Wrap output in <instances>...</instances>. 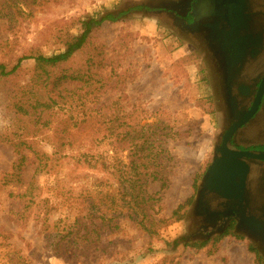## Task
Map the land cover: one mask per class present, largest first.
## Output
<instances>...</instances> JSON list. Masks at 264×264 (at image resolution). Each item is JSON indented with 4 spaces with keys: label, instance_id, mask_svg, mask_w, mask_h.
Returning a JSON list of instances; mask_svg holds the SVG:
<instances>
[{
    "label": "rangeland",
    "instance_id": "obj_1",
    "mask_svg": "<svg viewBox=\"0 0 264 264\" xmlns=\"http://www.w3.org/2000/svg\"><path fill=\"white\" fill-rule=\"evenodd\" d=\"M254 1L257 9L264 10V0ZM149 2L19 0L10 7L0 0V63L8 66L23 56L63 52L84 31L88 18L117 16L95 27L84 48L63 64L65 73L85 65L89 58L107 64L101 72L111 87L98 92L97 106L121 98L112 109L125 105L129 111L136 105L141 118L157 112L173 128L165 144L172 159H166L160 168V174L168 177L167 188L161 189V180L150 179L147 191L155 199L142 203L137 215L129 205L118 202L117 181L112 176L118 164L113 151L104 153V146L101 155L88 159L96 163L91 168L79 155L91 139L76 137L64 141L70 145L57 158L53 155L54 128L63 114L77 108L80 88L64 97L58 91L56 95L45 92L52 91L51 87H39L42 92L36 98L44 105L41 107L28 93L33 85L34 58L22 61L16 74L0 77V179L19 157L11 142L23 132L20 127L37 130L34 148L43 160L47 159L44 153L50 156L47 166L40 168L33 154L26 152L33 162L27 180L47 201L39 202V198L25 210L22 190L0 182V264H264V253H257L245 233L232 230L208 239L199 235L204 232L199 231L201 223L194 218L192 205L211 161L219 127L216 78L210 65L200 59V51L198 54L188 38L162 19L136 11L118 15L134 4ZM48 70L60 75L58 67ZM27 84V93L22 92ZM17 103L28 108L29 114L18 113ZM261 132L264 118L256 128V133ZM123 160L130 163L129 151ZM188 199L192 203L181 212L185 211L184 218L176 220L173 211ZM175 239L180 243L173 251L167 242Z\"/></svg>",
    "mask_w": 264,
    "mask_h": 264
},
{
    "label": "trees",
    "instance_id": "obj_2",
    "mask_svg": "<svg viewBox=\"0 0 264 264\" xmlns=\"http://www.w3.org/2000/svg\"><path fill=\"white\" fill-rule=\"evenodd\" d=\"M18 1L5 0L10 7H15ZM116 17L109 14L102 19L88 18L84 21V31L74 36L67 43L66 49L63 52L52 54L51 56L42 54L34 57L23 56L12 66L0 63V77L7 78L16 74L22 61L28 58H34L36 65L33 85L28 92L34 99H37L36 94L42 92L40 90L42 87L47 89L51 87L52 91L46 90L45 92H55L56 95L58 91L59 95L64 97H67L68 94L74 95V91L80 88L79 92L81 93L79 95V101L77 102V108H73L77 111V116H74V110L71 109V111L62 115L57 123L58 127L54 128L56 138L52 143L54 147L53 155L57 158L61 150L65 146L70 145L64 142L66 139L79 137L81 140L83 137H87L91 141L89 143L86 141L83 144L89 145H87L85 152H82L80 148L79 155L81 154L80 157H84V161L89 163V167L96 168V163L92 164L88 159L90 157H97L98 154L101 155L102 148L106 146V149L103 150L104 153L106 151H113L117 156L115 157L116 163L118 164L117 173L113 172L112 176L115 175L114 177L117 181L116 191L119 196L118 202L120 201L124 205H129L131 210H134L137 215H140L141 204L145 201L155 199L156 196L148 194L147 188L149 180H161V189L164 190L167 188L168 177L160 174V168H162V164L166 159H172L165 144L172 137L173 128L165 120L159 116L157 117V112L150 114L148 117V119L150 117H157L154 118L153 122H149L147 118H141L140 111L136 105H133L129 111L125 109V105L112 109L113 105L119 104L121 98L110 105L103 103L97 106L99 104L98 92L105 91V89L111 87V82L109 79H104L101 72L103 68L107 67V64L103 65L97 63L93 58H89L85 65L73 70L70 74L65 73V67L63 66L75 53L84 48L95 27L101 25L105 20H112ZM56 67L60 68V75L51 74L48 70L49 68ZM72 84L77 85L74 88H68ZM29 86V84L23 86L21 88L22 92L27 93L26 91ZM36 91L37 93H35ZM63 92L66 93L64 94ZM52 99L54 98H50L49 101H52ZM48 103V101H44V104L47 105L46 107H51ZM37 104L41 107L44 106L41 104L40 98L36 100ZM16 106L18 113L22 115L23 113L25 115L29 114L30 110L25 108L24 105L17 103ZM20 129H23V132L19 133L16 140L11 142L19 157L11 168V171L3 174L0 182L3 185H11V187L21 189L22 193L20 197L26 204L25 210H28L30 206L37 202L40 195L36 193L34 185L26 177L28 167L33 164L27 153L31 152L33 154V157L39 161L37 166L40 168L47 166L50 156L44 153L47 157L45 160L38 156L34 148L35 141H33V133H36L37 130L28 129L26 126H23V128L20 127ZM29 137L32 138V141L29 140ZM126 151H129V164L123 160ZM125 167L129 171L125 170ZM100 168L103 172L107 169L103 164ZM47 200L40 198L39 202ZM191 201V199H188L185 204L179 205L173 211L172 215L176 220L184 218L185 211L182 214L181 212L184 207L192 203ZM142 217H146V215ZM151 221L154 224L158 223L152 217ZM140 223L144 224L143 219L140 220ZM144 227L151 235L155 234L154 229L147 226ZM230 231L232 229L228 232ZM179 243V239H175L172 242H167V245L171 246L174 251L178 248Z\"/></svg>",
    "mask_w": 264,
    "mask_h": 264
},
{
    "label": "flooded vegetation",
    "instance_id": "obj_3",
    "mask_svg": "<svg viewBox=\"0 0 264 264\" xmlns=\"http://www.w3.org/2000/svg\"><path fill=\"white\" fill-rule=\"evenodd\" d=\"M257 6L254 0H150L118 13L136 11L162 19L188 38L198 54L200 51V59L214 72L219 127L206 170L215 155L221 156L219 150L225 144L233 150L264 154V132L256 133L264 118V10ZM243 161L249 173L247 197L242 205L246 218L261 223L251 234L254 247L261 254L264 253V159L247 157ZM226 204L225 199L210 192L205 198L208 212L194 218L200 223L209 221L212 219L209 213L225 211ZM224 219L225 233L235 230L239 222L236 213Z\"/></svg>",
    "mask_w": 264,
    "mask_h": 264
},
{
    "label": "water",
    "instance_id": "obj_4",
    "mask_svg": "<svg viewBox=\"0 0 264 264\" xmlns=\"http://www.w3.org/2000/svg\"><path fill=\"white\" fill-rule=\"evenodd\" d=\"M219 151L221 156L215 155L213 163L198 183L192 205V214L204 215L208 212L205 206V198L210 192L217 193L227 201L226 210L209 213V215H212V219H209V221L207 219L200 224L199 231L202 230L204 234L200 233L199 235L208 239L213 235L223 234L227 224L224 218L235 216L236 213L239 222L236 225L235 232L245 233L246 236L251 237L255 228L260 227L261 223L255 218H246L245 208L242 205V201L247 197L246 180L249 173V167L243 159L247 157L264 159V154L233 150L226 144Z\"/></svg>",
    "mask_w": 264,
    "mask_h": 264
}]
</instances>
